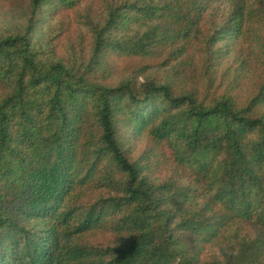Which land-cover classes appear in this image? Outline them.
Instances as JSON below:
<instances>
[{
  "label": "trees",
  "instance_id": "1",
  "mask_svg": "<svg viewBox=\"0 0 264 264\" xmlns=\"http://www.w3.org/2000/svg\"><path fill=\"white\" fill-rule=\"evenodd\" d=\"M220 1L0 0V264H264V0Z\"/></svg>",
  "mask_w": 264,
  "mask_h": 264
},
{
  "label": "rangeland",
  "instance_id": "2",
  "mask_svg": "<svg viewBox=\"0 0 264 264\" xmlns=\"http://www.w3.org/2000/svg\"><path fill=\"white\" fill-rule=\"evenodd\" d=\"M255 6V3H252ZM216 15H217V21L219 23H223L226 21L227 16L230 13L231 5L228 3L227 0H221L218 5L216 6ZM22 20V15L20 12H15L6 8L0 7V28L6 27V26H12L13 24H16L17 22ZM262 35H264V27L262 29ZM202 54L199 53L198 48L196 47L192 54L188 56L186 59L188 62L192 61H202ZM166 75L165 69L160 68H153L150 72H148L146 75L142 76L139 81H144L145 79H152V78H158L161 79ZM127 79L126 75H117L114 84L118 85L122 82H124Z\"/></svg>",
  "mask_w": 264,
  "mask_h": 264
}]
</instances>
